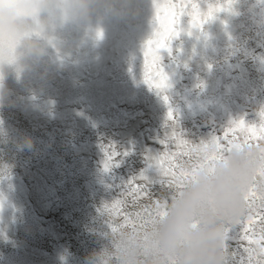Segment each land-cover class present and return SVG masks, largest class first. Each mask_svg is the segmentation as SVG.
<instances>
[{"label":"rangeland","instance_id":"374dc122","mask_svg":"<svg viewBox=\"0 0 264 264\" xmlns=\"http://www.w3.org/2000/svg\"><path fill=\"white\" fill-rule=\"evenodd\" d=\"M158 2L198 3L202 12L208 4L231 7L195 28L182 16L179 35L154 65L152 54L144 55L155 28L153 0H111L94 15L90 34L67 29L59 51L20 78L7 77L8 97L0 104V264H88L108 229L104 205L125 199V184L147 168L149 152L164 151L160 140L174 122L197 143L223 136L233 120L260 123L264 0ZM158 66L168 77L162 93L143 82ZM102 146L120 153L119 167L104 170ZM146 174L156 177L151 169ZM162 192L154 185L151 198ZM149 202L142 197L133 206L128 197L112 218L121 224L123 213ZM91 219L102 224H86Z\"/></svg>","mask_w":264,"mask_h":264},{"label":"clouds","instance_id":"9594fccd","mask_svg":"<svg viewBox=\"0 0 264 264\" xmlns=\"http://www.w3.org/2000/svg\"><path fill=\"white\" fill-rule=\"evenodd\" d=\"M111 0H0V104L8 97L7 77L36 68L51 50L59 51L64 33L88 32L94 15ZM206 147L185 162L187 175L170 182L147 205H138L142 221L133 218L101 234L102 243L88 264H232L231 237L250 215L248 196L255 186L264 193V140L236 142L213 163L217 151ZM31 148V137L23 139ZM107 224L114 221L108 214ZM255 254L264 262L257 243Z\"/></svg>","mask_w":264,"mask_h":264},{"label":"snow or ice","instance_id":"6c2138e0","mask_svg":"<svg viewBox=\"0 0 264 264\" xmlns=\"http://www.w3.org/2000/svg\"><path fill=\"white\" fill-rule=\"evenodd\" d=\"M153 5L155 9V28L152 37L144 44V48L146 49L144 55L147 58L151 53L154 65L157 62L161 63L160 50L168 48L169 42L179 35L177 27L180 24L182 16H189L191 18L190 26L195 28L200 27L207 20L213 18L215 13L231 7V3L223 6L208 4L207 11L202 12L198 3L161 4L158 0H153ZM97 35L100 37L102 33L98 32ZM260 59L264 63V57ZM167 81L168 77L162 66L156 67L155 73L151 77L146 72L143 80L150 89L154 88L161 93L168 87ZM163 99L167 103L168 97L166 95ZM168 117L170 120L173 119L171 110H169ZM259 117V124L247 123L243 118L230 121L227 127L222 129L224 132L223 136L213 135L210 138V142L215 145L217 151L209 156L207 163L211 164L216 159L222 157L224 152L229 150L233 143L240 141L249 143L264 140V109H261L259 112ZM171 127V133H166L164 139L160 140L161 145L164 146V151H160L155 155L151 152L148 153L145 157L147 168L125 184L121 193V196L125 197V199L116 200L111 208L105 204L102 209L103 213L106 211L111 217L121 215L119 208L127 203L128 197H131L133 206H136L142 197L149 199L152 197L154 185L158 184L163 189L170 182L180 181L187 175L184 168L185 162L192 160L206 145L203 140L197 143L184 139L181 131H176V128L179 127L177 123L174 122ZM173 144L177 149L176 151H172ZM102 149L106 155L104 170L109 171L112 167H119V161L116 158L120 156V153L115 151L111 146H102ZM124 155H128V153L125 152ZM149 169L155 171V178H150L146 174ZM261 178H264V174H258L257 183ZM137 180L141 183H134ZM248 204L250 215L241 221L239 228L231 237V240L237 244V250H233L232 252V262L235 260L236 264H264L255 254L257 243L261 244V250L264 251V193L258 192L254 186L249 193ZM133 218L142 221L140 212L123 213V223L116 224L110 222L108 227L114 231L117 227L127 225ZM238 251H242L243 253L239 258H237Z\"/></svg>","mask_w":264,"mask_h":264},{"label":"bare ground","instance_id":"6f19581e","mask_svg":"<svg viewBox=\"0 0 264 264\" xmlns=\"http://www.w3.org/2000/svg\"><path fill=\"white\" fill-rule=\"evenodd\" d=\"M86 224H90V225H93V226H95V225H101L102 224V222L100 221V220H97V219H91V220H89V221H86Z\"/></svg>","mask_w":264,"mask_h":264}]
</instances>
